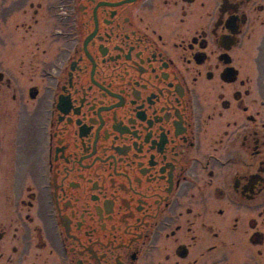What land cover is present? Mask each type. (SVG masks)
<instances>
[{
	"label": "flooded vegetation",
	"instance_id": "af4514ba",
	"mask_svg": "<svg viewBox=\"0 0 264 264\" xmlns=\"http://www.w3.org/2000/svg\"><path fill=\"white\" fill-rule=\"evenodd\" d=\"M0 264H264V0H0Z\"/></svg>",
	"mask_w": 264,
	"mask_h": 264
}]
</instances>
